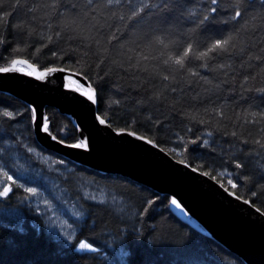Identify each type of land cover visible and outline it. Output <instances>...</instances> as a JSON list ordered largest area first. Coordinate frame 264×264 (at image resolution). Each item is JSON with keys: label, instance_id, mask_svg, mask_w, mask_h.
I'll use <instances>...</instances> for the list:
<instances>
[{"label": "snow or ice", "instance_id": "1", "mask_svg": "<svg viewBox=\"0 0 264 264\" xmlns=\"http://www.w3.org/2000/svg\"><path fill=\"white\" fill-rule=\"evenodd\" d=\"M25 77L58 81L92 127H58L59 106L0 97V264H222L195 222L182 233L157 219L167 197L154 186L129 179L132 191L74 170L103 148L97 136L164 153L158 141H172L159 133L177 120L165 156L198 153L205 164L177 163L209 166L216 175L200 174L264 224V0H0V92ZM168 202L188 218L175 195Z\"/></svg>", "mask_w": 264, "mask_h": 264}, {"label": "water", "instance_id": "2", "mask_svg": "<svg viewBox=\"0 0 264 264\" xmlns=\"http://www.w3.org/2000/svg\"><path fill=\"white\" fill-rule=\"evenodd\" d=\"M30 79L25 77L12 92H4L27 103L35 100L43 102L46 107L59 106L64 110L63 114L73 119L74 124L91 129L92 116L87 105L62 96L60 92L65 90L56 89L58 81L41 88L36 84L44 82L29 84ZM101 135L106 137L107 133ZM97 143L103 144L101 150L82 155L74 163L104 174H119L141 184L152 185L158 193L167 194L170 198L175 195L189 214L186 218L171 205L172 211L180 219L191 225L195 222L198 229L237 254L245 264H264V224L244 213L231 197L222 195V190L214 181L203 177L200 172L185 168L175 158L165 156V151L159 154L158 149L139 151L132 149L124 140H112L110 137L101 140L97 136Z\"/></svg>", "mask_w": 264, "mask_h": 264}, {"label": "trees", "instance_id": "3", "mask_svg": "<svg viewBox=\"0 0 264 264\" xmlns=\"http://www.w3.org/2000/svg\"><path fill=\"white\" fill-rule=\"evenodd\" d=\"M0 97H3L7 101H10V102H12L14 104H24V103H26L23 100H21L20 98L15 97V96H13L11 94H8V93H6L4 91L0 92ZM257 103H259L258 100H257ZM244 106L246 107L247 105H244ZM47 107L53 108L51 106H47ZM21 111H23V109H21ZM49 114L51 115V112ZM56 122H57V126L58 127L71 128V126L74 125L73 119L70 116L66 115V114L58 113L57 117H56ZM124 126L125 125H124L123 122H121L119 124L114 123V122L112 123V127L113 128L124 127ZM228 127L230 129L231 125L229 124ZM180 129H181V126L179 124V121L177 120V121L173 122V126H172V131L171 132L161 131L159 133V135L161 137H164L166 140H171L172 142L158 141L160 148H163L165 152L169 153V150L174 147L175 136L172 133L182 134ZM132 130H136L138 132V135H145V136H148L149 138H152V135H153V133L148 132L144 128L132 129ZM249 131H251L252 135H256V129H249ZM15 134L17 136L19 135V133H15ZM217 143L221 147H223L224 149L228 148V144L224 143L223 141H221L219 137L217 138ZM219 150L220 149L218 148L217 151L219 152ZM37 151L39 152V149H37ZM42 155L47 157L48 153H43ZM197 155H198V153H191L187 157H184L182 155L175 154V153H171L170 154V156L175 158L177 161L180 160V159H186V161L191 165V167H197L199 165L205 164L204 160L194 159V157L197 156ZM55 159H58V157H53V160H55ZM74 164L76 166H78L74 170L77 171L80 175H83V176L88 177V178H93V173H95V177L94 178L98 182H100L102 185L105 184V183L111 184V183L115 182V183H117V184H119V185H121L123 187H126V188L132 190V191H135V189H136L135 185H130V184L126 183V181L131 179V178H128L126 176H122V175L118 174L120 179L117 180V174H104V173H101V172H99L97 170L90 169V168H88L86 166H82V165H79V164H76V163H74ZM45 167H47V166L45 165ZM68 167L69 168H73L74 165L73 164H69ZM82 169H87V171H82ZM203 171H210L211 172V168L209 166L205 165L204 167L200 168V172H203ZM211 174L212 175H216V172H211ZM226 179H227V177L223 178L225 183H226ZM137 184H141V183L137 182ZM243 192H244V189L240 188V189H238L237 194L238 195H243ZM160 195L164 196V197H167V199L164 200L163 204H157L156 209H155L156 213L158 214L157 215V219L159 220L161 218H167V223L171 224L173 227L179 226V230L182 233H188V232L192 231V225H190L189 223H187V222L183 221L182 219H180L172 211L171 205L168 202L169 199H170V196L167 195V194H160ZM12 204L15 205V201H12ZM165 206H167L168 211L164 210ZM256 206L259 207L262 210V212H264V205H261L259 202H256ZM6 222L7 221H5V223ZM32 223H37V221H35V220L29 221L28 224H26L25 226L28 227ZM149 223H151V221H149ZM37 226L39 227V224H37ZM112 226L115 227V224H112ZM195 231L197 232V234H198V236L200 238L201 246L210 248L212 250V252L215 253V257L219 258L222 261V264L226 263L227 260L233 261V262H235V264H237V260H236L235 256H229L227 254L228 250L225 247H223L221 245L224 248V251H220V249L216 247V243H218V242H216L211 237H209L207 233L203 232L202 230H200L198 228H196ZM240 264H245V263L241 260Z\"/></svg>", "mask_w": 264, "mask_h": 264}, {"label": "rangeland", "instance_id": "4", "mask_svg": "<svg viewBox=\"0 0 264 264\" xmlns=\"http://www.w3.org/2000/svg\"><path fill=\"white\" fill-rule=\"evenodd\" d=\"M231 263H232V264H235V262H233V261H229V260H227L226 263H224V264H231Z\"/></svg>", "mask_w": 264, "mask_h": 264}, {"label": "bare ground", "instance_id": "5", "mask_svg": "<svg viewBox=\"0 0 264 264\" xmlns=\"http://www.w3.org/2000/svg\"><path fill=\"white\" fill-rule=\"evenodd\" d=\"M262 211V210H261Z\"/></svg>", "mask_w": 264, "mask_h": 264}]
</instances>
